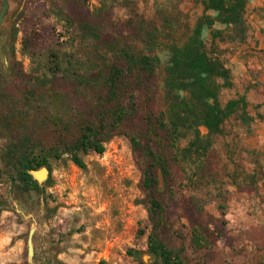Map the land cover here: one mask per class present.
I'll return each instance as SVG.
<instances>
[{
    "label": "trees",
    "instance_id": "16d2710c",
    "mask_svg": "<svg viewBox=\"0 0 264 264\" xmlns=\"http://www.w3.org/2000/svg\"><path fill=\"white\" fill-rule=\"evenodd\" d=\"M86 1H52L48 8L43 6L41 15L28 14L22 28L7 30L8 39L0 34L2 176L14 180L12 192L18 199L21 194L41 195L43 188L30 172L50 168L52 160L60 161L65 154L85 170L80 154L103 155L105 145L136 119L137 93L153 96L161 68L155 50L163 46L169 61L162 109L147 112L144 128L134 126L126 135L143 160L140 187L151 226L147 254L157 264H190L184 237L174 230L170 217L176 204L172 168L179 166L188 181L201 184L211 139L224 136L223 126L234 116L245 127L254 121L245 95L224 106L219 100L222 89L234 87L226 47L241 46L250 37L245 19L248 1L195 0L204 15L193 27L182 13L173 17L160 13V26L134 15L126 22L125 34H113L109 27L116 0H100L95 13L86 9ZM217 24L225 28L216 29ZM20 32L21 54L37 65L29 72L15 58ZM201 126L208 130L207 136H201ZM183 141L188 145L182 147ZM223 193L219 191L218 197ZM192 206V247L210 249L215 238L203 218L205 204L193 197ZM168 237L181 245L170 243ZM128 254L140 258L143 253Z\"/></svg>",
    "mask_w": 264,
    "mask_h": 264
},
{
    "label": "rangeland",
    "instance_id": "374dc122",
    "mask_svg": "<svg viewBox=\"0 0 264 264\" xmlns=\"http://www.w3.org/2000/svg\"><path fill=\"white\" fill-rule=\"evenodd\" d=\"M8 1V17L0 29L3 39L12 26L22 28V21L28 14L41 15L43 6L48 8L52 1L62 0ZM247 1L253 5L258 2ZM85 6L90 13H95L101 3L100 0H87ZM162 12L169 17L182 13L192 27L204 15L203 7L195 0H116L110 14L111 33L125 34L126 22L134 15L160 26ZM263 21L256 17L251 29L257 28L255 32L264 44ZM51 22L56 21L52 19ZM215 28L225 27L217 24ZM57 29L60 33V25ZM21 38L20 32L14 46L15 58L25 72H29L37 65L32 66L21 54ZM64 47L67 53L71 52L67 45ZM238 48L228 49L234 87L222 89L219 100L224 106L229 100L245 95L254 121L245 127L239 117L234 116L224 124V136L211 139L201 184L188 181L179 166L172 168L176 204H172L170 217L174 230L184 237L190 264H264V232L255 230L251 221L264 212L258 207L264 203V126H261L264 124V83L259 81L264 71L258 73L254 69L264 55L253 58L245 72ZM260 52L264 54V48ZM155 55L161 61V68L153 96L144 95L142 91L137 93L136 119L126 123L122 132L105 145L103 155L80 154L87 167L85 170L76 167L65 154L62 160L50 162L48 179L40 185L41 195L21 194L18 199L13 195L9 178H0V264H28L27 240L32 227L36 228L35 264H157L156 259L147 254L151 226L140 187L143 160L126 135L134 126L144 128L147 112L162 109L169 54L161 46L155 50ZM46 65L44 57L43 68ZM199 131L201 136L208 135L202 126ZM187 145L188 141L181 143L182 147ZM48 182H51L50 187L46 186ZM159 191L165 192L162 183ZM219 191L224 192L220 198ZM193 197L201 198L205 204L203 218L215 238L210 249L192 247ZM141 231L145 234L141 235ZM168 241L181 245V241L173 237H168ZM129 251L143 254L135 258L128 254Z\"/></svg>",
    "mask_w": 264,
    "mask_h": 264
},
{
    "label": "crops",
    "instance_id": "0c3cea01",
    "mask_svg": "<svg viewBox=\"0 0 264 264\" xmlns=\"http://www.w3.org/2000/svg\"><path fill=\"white\" fill-rule=\"evenodd\" d=\"M253 9H255V12H253L254 11ZM256 17L257 18L258 17L263 18V20H264V0H258L256 5H253L252 3L250 4L249 1L247 3L246 12H245V19L249 23L250 27L252 24L251 23L252 20H254ZM256 29L257 28L255 26H253V28L250 30V37L248 38L246 43H244L241 46H236V47L230 46V48H228V49H230V51H232V49L239 47L238 48V49H240V52H239L240 55L239 56H241L243 58L242 62L245 63L244 64L245 72H248V69L250 68V65L252 64V62L254 60L253 58H255L256 56L259 58H261V57L263 58V55H264L260 52V49L264 48L263 40L258 38V33L255 32ZM253 37H255L256 39L253 40ZM230 56H231V54L228 55V57H227L229 60V63H230ZM246 65H248V66H246ZM254 67H256L254 69H256L258 71V73H260L261 71H264L263 70L264 69V58H263V60H260L259 63H257ZM230 69H231V67H230ZM259 81L264 83V75L262 73H260V75H259ZM261 126H264V124H262ZM239 207L241 208L240 205H239ZM258 207H260V209H264V203H262L261 206H258ZM259 214L260 215L252 218L254 220H251V218H250V220L253 221L252 224H253L255 230L264 232V217L262 215V214H264V212L261 211V213H259Z\"/></svg>",
    "mask_w": 264,
    "mask_h": 264
},
{
    "label": "water",
    "instance_id": "95a60500",
    "mask_svg": "<svg viewBox=\"0 0 264 264\" xmlns=\"http://www.w3.org/2000/svg\"><path fill=\"white\" fill-rule=\"evenodd\" d=\"M2 3V10L0 13V29L2 25L4 24L6 15L9 11V1L8 0H0ZM207 130V129H206ZM208 132V130H207ZM30 174L33 176V179L37 181L39 185H41L44 181L48 179V169L47 167H44L38 171H31ZM2 177V172L0 169V178ZM10 186L12 188L14 184V180L12 178H9ZM36 233V228L32 227L28 234V240H27V256H28V264H35V247H34V236Z\"/></svg>",
    "mask_w": 264,
    "mask_h": 264
}]
</instances>
